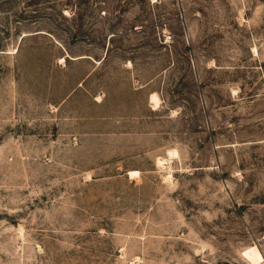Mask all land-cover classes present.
Returning <instances> with one entry per match:
<instances>
[{
	"label": "rangeland",
	"instance_id": "1",
	"mask_svg": "<svg viewBox=\"0 0 264 264\" xmlns=\"http://www.w3.org/2000/svg\"><path fill=\"white\" fill-rule=\"evenodd\" d=\"M251 247L264 264V0H0V264Z\"/></svg>",
	"mask_w": 264,
	"mask_h": 264
},
{
	"label": "bare ground",
	"instance_id": "2",
	"mask_svg": "<svg viewBox=\"0 0 264 264\" xmlns=\"http://www.w3.org/2000/svg\"><path fill=\"white\" fill-rule=\"evenodd\" d=\"M150 102L154 106H157L158 105V102H159L158 97L155 94L151 95ZM130 175H133L134 176V172L133 173L130 172ZM243 254L246 257V259L252 261L255 264H258V262L263 261V260H261L262 259V256L260 255V253L258 252V250L256 249V247L248 248L247 250L244 251Z\"/></svg>",
	"mask_w": 264,
	"mask_h": 264
},
{
	"label": "crops",
	"instance_id": "3",
	"mask_svg": "<svg viewBox=\"0 0 264 264\" xmlns=\"http://www.w3.org/2000/svg\"><path fill=\"white\" fill-rule=\"evenodd\" d=\"M65 58L68 59L67 54H66V57H65ZM78 60H80V58H79V59H76V60H73V61H78ZM65 62H66V60H65ZM71 92L74 93L75 91L73 90V91H71ZM72 93H71L70 95H73ZM70 95H69V96H70ZM151 95H153V94H151ZM151 95H150V97H151ZM69 96H68V97H69ZM66 100H67V99H63V101H66Z\"/></svg>",
	"mask_w": 264,
	"mask_h": 264
}]
</instances>
